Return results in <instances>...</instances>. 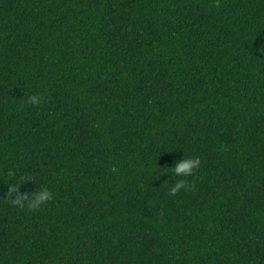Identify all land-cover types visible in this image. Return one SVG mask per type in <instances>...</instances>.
<instances>
[{"label":"trees","instance_id":"1","mask_svg":"<svg viewBox=\"0 0 264 264\" xmlns=\"http://www.w3.org/2000/svg\"><path fill=\"white\" fill-rule=\"evenodd\" d=\"M0 264H264V0H0Z\"/></svg>","mask_w":264,"mask_h":264},{"label":"clouds","instance_id":"2","mask_svg":"<svg viewBox=\"0 0 264 264\" xmlns=\"http://www.w3.org/2000/svg\"><path fill=\"white\" fill-rule=\"evenodd\" d=\"M27 102L32 104H37L39 103V97L37 95H30L27 98ZM199 164H200V160L198 157L182 156V158L177 159L174 162V164L171 166V170L177 177H181V176L186 177L189 174H191L194 171V169H196L199 166ZM12 175L13 173L11 172V170H9L8 176L10 177ZM181 184H182V180H177V182L171 188V191L175 192L177 189L181 187ZM15 190H16V185L15 184L10 185L9 194H11V192ZM51 196L52 193L47 187H41L40 189L33 191L30 196L21 194L20 196L16 197L13 200V203L20 205L21 207H24L26 205L28 208L34 209L38 206H41L47 200L51 199Z\"/></svg>","mask_w":264,"mask_h":264}]
</instances>
